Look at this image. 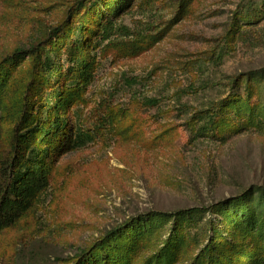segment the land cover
I'll list each match as a JSON object with an SVG mask.
<instances>
[{"label":"rangeland","instance_id":"374dc122","mask_svg":"<svg viewBox=\"0 0 264 264\" xmlns=\"http://www.w3.org/2000/svg\"><path fill=\"white\" fill-rule=\"evenodd\" d=\"M74 1L0 0V57L44 36ZM108 4L100 0L83 19L73 13L65 46L51 54L66 72L67 41L79 37L95 61L67 110L92 138L58 159L34 206L1 232L0 264H75L107 231L135 222L144 225L141 235L133 227L121 242L127 264L169 261L165 242H174L178 227L171 264H191L214 240L220 254L238 245L230 264H247L257 249L264 255V226L256 230L264 221V0H129L103 40L92 29L100 15L113 14ZM231 21L239 27L226 38ZM29 66L25 58L12 80L6 131ZM213 108L220 121L213 134L196 133L207 119L197 115ZM250 189L245 204L234 202ZM194 206L201 211L193 217L173 215ZM245 208L253 239L235 228L244 225Z\"/></svg>","mask_w":264,"mask_h":264},{"label":"trees","instance_id":"16d2710c","mask_svg":"<svg viewBox=\"0 0 264 264\" xmlns=\"http://www.w3.org/2000/svg\"><path fill=\"white\" fill-rule=\"evenodd\" d=\"M105 1H108V8L113 14L100 15L92 29V35L103 40L109 38L113 27L112 17H115L129 2V0ZM99 2L100 0H75L67 9L64 18L57 25L50 27L44 36L35 40L26 49L16 48L0 57V234L3 230L12 227L34 206L47 189L58 159L92 138L90 129L80 131L73 126L67 116V110L81 97V93L88 85L95 61L87 56V52H83V41L79 37L69 38L67 41L66 55L71 66L66 72L55 68L56 61L51 54L57 56L65 46L69 37V28L65 24L70 16L74 13L82 19L88 17L89 10L98 6ZM110 3L113 5L110 6ZM250 19H257V14L241 17V20ZM238 27L237 22L231 21L226 38L234 37ZM134 41L133 38L114 43L124 44ZM215 56L211 55L210 59L218 58ZM25 58L30 59L27 79L21 87L20 98L13 103L16 108L12 114V125L10 130L6 131L3 122L6 116L11 115L8 111V100L11 98L12 80ZM57 71L58 73H54ZM52 91H56L55 101L46 106L45 103ZM102 109L105 110L103 105ZM197 116L198 119H207L196 128L195 132L200 135H212L216 123H220L216 119L217 110L213 108L211 112L206 111ZM97 119L104 118L98 113ZM255 192L250 189L234 199V202L245 204ZM261 194L262 191L259 195ZM200 211L201 208L194 206L178 209L173 215L176 219L184 216L193 217ZM245 213L247 214L243 221L244 225H237L235 228L243 230V236L253 239L252 232L256 229L253 214L246 208ZM126 226L123 224L107 231L95 244L79 253L75 264H127L128 252L120 251L123 247L121 242L126 239L123 236H128L126 233L133 227H135L133 236H139L144 225L135 222L131 227ZM263 226L264 221L261 220L256 230H262ZM180 229L178 227L174 230V234L179 235L173 237L174 242L173 239L165 242L167 244L165 249L168 246L170 248L163 259L167 258L169 261H163V264H171V258L177 253L179 247L177 243L180 242L183 234ZM218 232L214 229V236L219 235ZM212 242L203 247L200 257L196 255L191 264H230L240 252L238 245L232 243L224 253L220 254L221 243L216 240ZM262 254L261 250H254L247 264H264ZM155 263L158 262L155 260Z\"/></svg>","mask_w":264,"mask_h":264}]
</instances>
